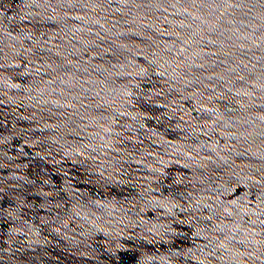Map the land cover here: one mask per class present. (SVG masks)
<instances>
[{
	"label": "water",
	"instance_id": "1",
	"mask_svg": "<svg viewBox=\"0 0 264 264\" xmlns=\"http://www.w3.org/2000/svg\"><path fill=\"white\" fill-rule=\"evenodd\" d=\"M0 264H264V0H0Z\"/></svg>",
	"mask_w": 264,
	"mask_h": 264
}]
</instances>
